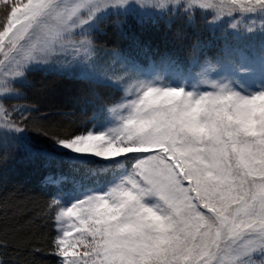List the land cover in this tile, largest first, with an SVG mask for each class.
Here are the masks:
<instances>
[{"label": "snow or ice", "instance_id": "6c2138e0", "mask_svg": "<svg viewBox=\"0 0 264 264\" xmlns=\"http://www.w3.org/2000/svg\"><path fill=\"white\" fill-rule=\"evenodd\" d=\"M169 17L239 43L208 57L197 40L190 63L150 70L97 47L112 23ZM0 65V143L79 180L48 205L57 264H264V0H0ZM33 71L109 90L78 101L94 103L93 126L60 135L38 107L10 105Z\"/></svg>", "mask_w": 264, "mask_h": 264}, {"label": "trees", "instance_id": "16d2710c", "mask_svg": "<svg viewBox=\"0 0 264 264\" xmlns=\"http://www.w3.org/2000/svg\"><path fill=\"white\" fill-rule=\"evenodd\" d=\"M238 19L241 26L253 23L244 17ZM168 20L162 19L157 26H144L133 19L123 30L112 23L105 29L107 35L97 37V47L121 49L140 58L145 54L152 58L167 54L190 63L192 45L197 40L205 45L204 54L208 57L219 55L227 41L239 43L228 35L230 29L212 32L198 17L194 25L178 23L173 17ZM255 24L258 26L260 20H255ZM104 58H107L106 67L110 59L107 56ZM11 71L0 80L7 79ZM28 83L30 86H16L23 96L12 99L10 105L22 103L38 107L42 115L49 117L46 123L51 125L50 130L60 135L83 132L91 125L96 115L94 103L82 106L81 102L74 103L82 94L92 87H96L101 95L109 91L87 80L60 77L45 71L30 73ZM42 84L54 91V98L49 100L42 95ZM4 152H8L10 158L7 161L0 159V244L5 245L0 247V260L4 264H57V257L50 254L55 230L52 221L54 213L48 205L57 192L67 195L73 188H78L79 180L70 173L68 165L28 155L11 140L0 143V154ZM61 173L68 176L66 181L56 185L46 181Z\"/></svg>", "mask_w": 264, "mask_h": 264}, {"label": "rangeland", "instance_id": "374dc122", "mask_svg": "<svg viewBox=\"0 0 264 264\" xmlns=\"http://www.w3.org/2000/svg\"><path fill=\"white\" fill-rule=\"evenodd\" d=\"M110 50V49H109ZM107 61V58H102L101 59V61H100V63H101V65L102 66H105V62ZM10 69L11 68H7V66L6 65H0V77H2L3 75H5L7 72H9L10 71ZM74 80H79V81H85V80H83V79H79V78H74ZM42 86L43 87H41V91H42V95L44 96V97H47V99H49V100H51V98H54V96H53V93H54V91L50 88V87H48V86H46L45 84H42ZM53 100V99H52ZM76 100V99H75ZM46 101V103H48L47 102V100H45ZM49 103H50V101H49ZM74 103H78V101H75ZM81 104V106L82 105H84L82 102L80 103ZM91 104V103H90ZM11 105H13V106H16V107H23V106H26V105H23L22 103H12ZM96 114V113H95ZM93 125H92V122H91V125L89 126V128H91Z\"/></svg>", "mask_w": 264, "mask_h": 264}]
</instances>
